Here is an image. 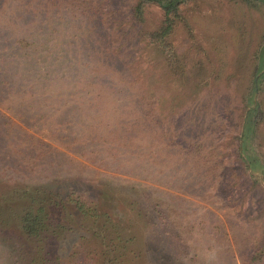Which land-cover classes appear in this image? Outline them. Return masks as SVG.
<instances>
[{
  "label": "rangeland",
  "instance_id": "374dc122",
  "mask_svg": "<svg viewBox=\"0 0 264 264\" xmlns=\"http://www.w3.org/2000/svg\"><path fill=\"white\" fill-rule=\"evenodd\" d=\"M136 3L0 0V194L62 195L68 230L43 246L47 264H92L83 248L69 256L89 243L66 202L75 189L128 229L137 210L147 215L155 236L135 221L147 254L126 264L251 261L264 253V182L253 184L239 145L264 7L187 1L165 47L146 35L164 11L151 4L137 24ZM260 144L264 154V124ZM180 245L187 260L173 256ZM28 247L0 221V264H29Z\"/></svg>",
  "mask_w": 264,
  "mask_h": 264
},
{
  "label": "trees",
  "instance_id": "16d2710c",
  "mask_svg": "<svg viewBox=\"0 0 264 264\" xmlns=\"http://www.w3.org/2000/svg\"><path fill=\"white\" fill-rule=\"evenodd\" d=\"M187 1L190 0H137L133 8V20L137 24L144 23L147 7L151 4L158 5L164 11L165 23L157 31L146 35L149 42L159 40L162 46L168 47L169 37L173 34L175 21L179 17L180 6ZM227 1L246 4L253 8L264 7V0ZM247 87L244 99L246 119L239 145V156L244 166L252 171L250 177L253 184L257 185L264 182V154L258 150L261 145L262 125L264 124V102L261 99H255L262 92V87L264 88V32L254 53L253 79ZM61 196L45 188L25 189L24 191L17 189L10 193L0 194V221L2 227L9 228L13 226L14 230L29 244L24 256L26 263L47 264L50 259L45 254L46 249L43 246L48 244L54 236L68 230L67 226L60 222L56 212L61 206L66 208ZM66 197V202L72 204L75 211L80 214L81 227L85 228L89 234V243L72 247L70 257L73 259L78 258L81 255L78 253V249L83 248V254L87 256L86 258H89L92 264H126L125 259L132 258L134 254H138L139 257L142 252L147 254L145 251L146 243H144V246H142V243L139 244L138 236L135 234V225L137 223L141 224L144 235L150 233L151 236H155L153 233L156 232L150 229L149 219L142 210H137L136 218L132 222L133 225L130 224V227L134 228L128 229L122 225L124 220L115 218L108 211L103 210V207L87 191L75 189ZM14 202H16V205L13 208L10 203ZM158 213L162 223H168V217L164 216L163 213ZM122 218L125 219V217ZM137 233H140L139 229H137ZM167 234L172 235L176 241L181 239L179 234H174L170 230L167 231ZM157 235L160 236L161 233H157ZM217 238L222 240L223 236ZM225 239H227V236H224L223 241H227ZM134 243L136 244L135 247L133 246ZM169 246L170 248L173 247L171 244ZM175 248L176 251L173 256L176 259L181 257L182 260H187L188 253L185 247L180 245L179 248ZM137 250L138 252H136ZM262 251L263 249H259L254 252L255 256L250 258L251 261L247 258L249 252L244 254V257L246 256L242 258L244 264H264V253ZM57 257L62 260L61 256ZM128 264H131L130 261Z\"/></svg>",
  "mask_w": 264,
  "mask_h": 264
}]
</instances>
